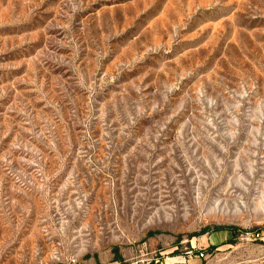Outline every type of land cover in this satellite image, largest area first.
<instances>
[{"label": "rangeland", "instance_id": "374dc122", "mask_svg": "<svg viewBox=\"0 0 264 264\" xmlns=\"http://www.w3.org/2000/svg\"><path fill=\"white\" fill-rule=\"evenodd\" d=\"M264 264V0H0V264Z\"/></svg>", "mask_w": 264, "mask_h": 264}, {"label": "crops", "instance_id": "0c3cea01", "mask_svg": "<svg viewBox=\"0 0 264 264\" xmlns=\"http://www.w3.org/2000/svg\"><path fill=\"white\" fill-rule=\"evenodd\" d=\"M195 259L196 260H194V258L193 257H191V259H190V261H187L189 264H198V260L197 259H199V257L198 256H195ZM174 262H178L177 264H180V263H182V259H178V260H176V261H174ZM162 263V262H161ZM161 263H157V264H161ZM80 264V263H79ZM175 264V263H174Z\"/></svg>", "mask_w": 264, "mask_h": 264}, {"label": "built area", "instance_id": "2783aa9c", "mask_svg": "<svg viewBox=\"0 0 264 264\" xmlns=\"http://www.w3.org/2000/svg\"><path fill=\"white\" fill-rule=\"evenodd\" d=\"M193 256V251H190L189 252V257L191 258ZM200 258H204L205 257V254L203 252L199 253L198 255ZM72 263L75 264L76 261L72 260Z\"/></svg>", "mask_w": 264, "mask_h": 264}]
</instances>
